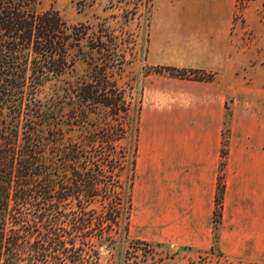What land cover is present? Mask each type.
I'll use <instances>...</instances> for the list:
<instances>
[{
  "label": "trees",
  "instance_id": "trees-1",
  "mask_svg": "<svg viewBox=\"0 0 264 264\" xmlns=\"http://www.w3.org/2000/svg\"><path fill=\"white\" fill-rule=\"evenodd\" d=\"M36 2L0 0V264H101L96 240L115 244L122 228L128 237L142 99L131 151L126 123L134 105L114 78L126 63L118 38L104 24L70 25L56 10L38 12ZM84 46L86 74L69 85V109L59 115L41 89L72 72L70 52L83 54ZM150 70L213 79L203 70ZM99 110L111 118L106 127L90 122ZM76 129L83 132L74 139ZM224 191L220 178L215 240Z\"/></svg>",
  "mask_w": 264,
  "mask_h": 264
},
{
  "label": "crops",
  "instance_id": "crops-1",
  "mask_svg": "<svg viewBox=\"0 0 264 264\" xmlns=\"http://www.w3.org/2000/svg\"><path fill=\"white\" fill-rule=\"evenodd\" d=\"M236 8V0H152L146 65L213 79L144 77L128 238L264 264V51H242Z\"/></svg>",
  "mask_w": 264,
  "mask_h": 264
},
{
  "label": "rangeland",
  "instance_id": "rangeland-1",
  "mask_svg": "<svg viewBox=\"0 0 264 264\" xmlns=\"http://www.w3.org/2000/svg\"><path fill=\"white\" fill-rule=\"evenodd\" d=\"M35 8L38 12L56 10L70 25L104 24L118 38L126 63L122 70L116 71L114 78L134 105L126 123L129 131L125 142L127 148L133 151L136 113L142 99L143 79L151 71L145 60L152 0H37ZM235 15L234 32L241 35L242 51H264V0L252 2L243 9L236 8ZM82 52H70L69 58L74 61L72 72L48 82L41 89V100L46 106H52L59 115L69 109L66 104L69 85L76 84L86 74L88 66L84 57L88 49L84 46ZM89 119L101 127H106L111 121L103 110L91 114ZM82 129H76L70 135L77 139ZM123 233L122 228L115 234V244L96 240L101 264H225L227 261L215 249L210 252L178 250L161 244L138 243L128 237L123 238Z\"/></svg>",
  "mask_w": 264,
  "mask_h": 264
}]
</instances>
